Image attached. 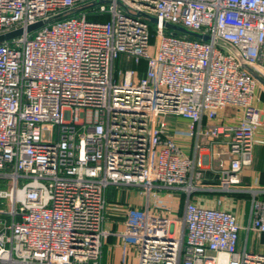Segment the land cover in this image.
<instances>
[{"label":"built area","instance_id":"obj_1","mask_svg":"<svg viewBox=\"0 0 264 264\" xmlns=\"http://www.w3.org/2000/svg\"><path fill=\"white\" fill-rule=\"evenodd\" d=\"M138 14L157 20L154 34ZM55 17L0 44V264H104L111 238L120 264H264L238 249L231 212L189 200L201 161L176 141L227 140L219 189L250 193L248 229L264 233V190L239 186L261 125L257 82L214 42L264 74V0H0V34ZM163 23L210 41L166 34ZM129 61H144V74ZM228 107L237 122L214 123ZM109 187L187 199L180 220L125 207L115 232Z\"/></svg>","mask_w":264,"mask_h":264},{"label":"crops","instance_id":"obj_2","mask_svg":"<svg viewBox=\"0 0 264 264\" xmlns=\"http://www.w3.org/2000/svg\"><path fill=\"white\" fill-rule=\"evenodd\" d=\"M262 66L264 67V62ZM255 105L261 113V125L255 134L256 145L253 149L252 163L240 173L239 186L264 190V88L258 83L255 89ZM238 116V109L228 107L219 112L216 120L213 122L235 124ZM174 122H176V127H187V123L179 119H176ZM213 122L203 118L201 124L203 127H206ZM176 141L186 155L194 159L195 162L198 160L201 161L200 166L195 164L191 175L195 190L190 195L189 200L200 206L231 212L241 227L238 249L251 254L264 255V233L248 229L250 223L251 194L245 191L228 192L219 189L222 172L228 168L231 161L227 140L219 137L212 140L199 138L197 141L194 137L177 138ZM196 142L199 144L198 149H195ZM114 189H118V193H120L119 195L122 198H120L121 201L119 202L125 207L138 209L149 208L151 211L172 216L178 210L181 211L182 216L187 199L185 193L176 189L157 190L156 197H153L152 195L147 196L135 188L109 187L106 193L109 204L112 203L111 199H113L116 193L113 191ZM258 198L264 199V192L258 193ZM180 204L182 205L181 209ZM113 240L110 242L111 246L107 243L103 248L102 262L104 264L121 263V248L115 244L116 240L114 238ZM113 245L114 249H111Z\"/></svg>","mask_w":264,"mask_h":264},{"label":"water","instance_id":"obj_3","mask_svg":"<svg viewBox=\"0 0 264 264\" xmlns=\"http://www.w3.org/2000/svg\"><path fill=\"white\" fill-rule=\"evenodd\" d=\"M138 16L142 19H146L147 21H149L150 23H157V20L151 16L145 15V14H138ZM60 17H55L53 19L47 20L45 22H36L32 25H29L26 27V29H16V30H12L3 34H0V44L4 43L6 41H9L13 38H16L18 36H21L22 34L26 33H31L33 31H35L36 29H38L39 27H41L43 24L51 22L54 19H58ZM163 28L165 30L168 31H172L175 33H178L179 35L185 36V37H190V38H194L196 40H200V41H210V37L208 35L205 34H201V33H197V32H193L190 31L188 29H185L183 27H180L178 25H173L170 23H163ZM215 44L220 47L222 50H224L226 53L230 54L232 57H234L239 64L241 65V67L250 75L253 77V79L264 88V75L259 72L255 67L249 65L248 63H246L245 61L242 60V58L240 57V55L233 49L231 48L228 44L220 41V40H215L214 41Z\"/></svg>","mask_w":264,"mask_h":264},{"label":"rangeland","instance_id":"obj_4","mask_svg":"<svg viewBox=\"0 0 264 264\" xmlns=\"http://www.w3.org/2000/svg\"><path fill=\"white\" fill-rule=\"evenodd\" d=\"M150 30H151V33L154 34V32H155V24L154 23H150ZM151 51H153V50L151 49ZM131 67H134V65H131ZM175 120H176L175 118H167V121L174 126H176V122H177V121L174 122ZM113 191H115L116 193L114 192L115 195H114L113 199H111L112 203L109 204V207H110V210H109V221H110L109 228H111L112 231L116 232V231L121 230V228H122L121 223L123 222V219H124L125 206L121 202H119V201H121L120 200L121 197L119 195L120 193H118V189H114ZM180 206H181L180 207V209H181L182 205L180 204ZM2 207L7 208L5 205H3ZM173 217L176 218L177 220H180L181 219V211L180 210L176 211V213L174 214ZM111 241H114V240L111 238L108 243L110 244ZM115 244H116V242H115ZM107 246H109V245H107ZM110 246H111V244H110ZM111 249H114V245L111 247Z\"/></svg>","mask_w":264,"mask_h":264},{"label":"trees","instance_id":"obj_5","mask_svg":"<svg viewBox=\"0 0 264 264\" xmlns=\"http://www.w3.org/2000/svg\"><path fill=\"white\" fill-rule=\"evenodd\" d=\"M107 16L105 14H101V15H92L90 17H88L89 20H98V21H104L106 20ZM166 34H172V35H175V36H178V37H182L181 35H179L178 33H175V32H172V31H168L166 30L165 31ZM187 39H190V40H196L194 38H190V37H186ZM131 65H134V67H131ZM125 68H130V69H135L136 71H138L139 75H143L144 72H145V68H146V64L144 61L138 63V64H135L133 61H129L125 64L124 66Z\"/></svg>","mask_w":264,"mask_h":264}]
</instances>
